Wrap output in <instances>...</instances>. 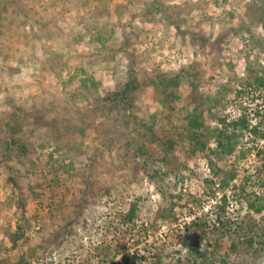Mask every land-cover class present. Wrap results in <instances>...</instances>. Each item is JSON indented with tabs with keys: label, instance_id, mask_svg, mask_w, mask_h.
<instances>
[{
	"label": "rangeland",
	"instance_id": "obj_1",
	"mask_svg": "<svg viewBox=\"0 0 264 264\" xmlns=\"http://www.w3.org/2000/svg\"><path fill=\"white\" fill-rule=\"evenodd\" d=\"M248 66L264 68V0H0V264H16L31 249L44 253L31 264H101L95 247L112 238L145 262L147 249H160L171 264L192 252L181 243L191 241L185 224L212 215L223 193L227 213L240 220L241 181L250 175L242 195L264 200V171L255 175L254 152L239 157L244 138L232 162L207 148L219 119L245 113L254 122L264 109V87L235 97L239 81H253ZM81 68L97 86L71 88ZM131 71L139 81L132 108L109 106L105 98ZM161 73L179 74L165 105L150 83ZM193 114L204 121L197 132L204 149L192 138ZM12 141L31 148L20 153ZM20 189L30 227L12 248ZM137 198L127 230L123 215ZM62 239L69 244L56 246Z\"/></svg>",
	"mask_w": 264,
	"mask_h": 264
},
{
	"label": "trees",
	"instance_id": "obj_2",
	"mask_svg": "<svg viewBox=\"0 0 264 264\" xmlns=\"http://www.w3.org/2000/svg\"><path fill=\"white\" fill-rule=\"evenodd\" d=\"M178 24L179 23H177V25ZM103 40L104 38L100 37L99 41L103 43ZM247 72L249 75H253V81L251 83L239 81V87L235 90V97L242 96L245 92H248L246 91L247 88L252 89L256 87V89H259L264 87V68L253 70L248 66ZM129 75L131 79L126 82L120 91H114L110 97L108 96L105 98L109 106L115 109L121 107L126 110L132 108L131 93L139 87V81L133 74V71H131ZM178 75L179 74L168 76L161 73L157 74L155 79L150 81L152 85L162 90L163 94H165L162 98V103L164 105L168 102L169 98L175 96L173 89L179 86V80L176 78ZM71 80L76 82L75 85L71 87L70 84L69 87H76L79 92L82 91L81 86L83 89L86 87L89 88V86H97L95 76L83 70V68L75 71L71 76ZM222 91L218 92L216 96L218 99L219 96L227 90L225 88L224 91ZM254 115H256L257 119L253 123L247 119L245 113H242L229 122H226L225 119H219L218 121L221 127L217 128L214 132L213 139L215 141V146L207 148L208 156L211 154L220 161H235L233 155L239 150V140L244 138L246 140L244 143L245 150L239 151V157L244 158L250 155L251 152H254L257 157L255 175H259L264 171V146L258 142L259 139L264 137V109L254 112ZM152 117L154 118L155 115ZM189 121L193 129L192 138L194 143L196 146H200L204 149L206 145L204 142L200 141L201 136L197 133L198 129L204 126V121L199 115L194 116V114L189 116ZM148 129L151 130L149 127ZM11 144L15 145L16 150L20 153H26L31 148V146L22 142L12 141ZM173 145L174 142L172 140L168 141L167 147L169 149L172 150ZM138 149L144 151V146L140 144ZM156 174H158L157 170L151 172V176L153 177ZM231 179H233V175L221 180L218 186L225 189L229 185V180ZM250 179V175L243 177L241 181V191L238 193V197L243 198L246 204V213L241 216V219L238 220L237 217H233L232 214L227 213L225 207L227 206V196L226 193H223L220 200H218V204L220 205L216 206L217 210L215 212H212L214 217H212L211 213L205 211L200 215H194L193 219H191L188 224H185L187 231H192L191 241L188 243L189 240L186 238L185 240L182 239L181 243L184 246L192 247V256L190 253L184 259L177 258L176 261L171 264H264V200L256 195L252 199L249 194L242 195V192L245 193L247 190L245 186ZM52 181L54 185H57L58 180L53 179ZM204 182H206L210 188L215 184L213 179H205ZM33 188L34 187H32V189ZM20 190L21 194L17 199V209L20 211V216L15 227L9 233V242L12 248H14L19 241L26 238V229L30 227V221L25 216L26 200L23 196L22 189ZM138 201V198L133 201L123 215L122 222L127 225V230L135 227V221L138 217ZM71 234L72 233L69 232V234H67L68 237ZM113 239L114 238L106 242L105 240L100 241L96 245L95 257L99 258V263L107 264L108 261L112 260L111 263L113 264H163V253L159 251L160 249L156 251L154 249L153 251L147 249V253L149 254L147 259H149V262H145L144 256L140 255L137 251L130 252L126 244L115 242ZM206 241L208 242L207 245L205 243ZM68 244V240L62 239L60 242L57 241L56 246H67ZM72 246V250L79 247V245L75 246L74 243H72ZM31 250L32 253L29 254L30 256L22 253L18 257L16 264H31L33 259L37 262L42 261L44 255L42 252L43 250L40 252L35 249ZM117 257L118 259L114 261ZM88 260L89 258L85 259V264H87ZM68 264H71V262H68Z\"/></svg>",
	"mask_w": 264,
	"mask_h": 264
},
{
	"label": "built area",
	"instance_id": "obj_3",
	"mask_svg": "<svg viewBox=\"0 0 264 264\" xmlns=\"http://www.w3.org/2000/svg\"><path fill=\"white\" fill-rule=\"evenodd\" d=\"M252 122V121H251ZM255 122V121H254ZM253 123V122H252ZM188 223H189V221H188Z\"/></svg>",
	"mask_w": 264,
	"mask_h": 264
}]
</instances>
